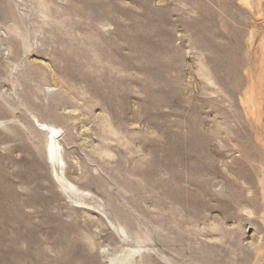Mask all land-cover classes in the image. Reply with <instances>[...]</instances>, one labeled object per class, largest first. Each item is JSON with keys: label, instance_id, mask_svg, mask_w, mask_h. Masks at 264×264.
Wrapping results in <instances>:
<instances>
[{"label": "rangeland", "instance_id": "374dc122", "mask_svg": "<svg viewBox=\"0 0 264 264\" xmlns=\"http://www.w3.org/2000/svg\"><path fill=\"white\" fill-rule=\"evenodd\" d=\"M112 261L264 264V0H0V264Z\"/></svg>", "mask_w": 264, "mask_h": 264}, {"label": "bare ground", "instance_id": "6f19581e", "mask_svg": "<svg viewBox=\"0 0 264 264\" xmlns=\"http://www.w3.org/2000/svg\"><path fill=\"white\" fill-rule=\"evenodd\" d=\"M49 143H51V142H49ZM50 147L52 148V145H50ZM113 263V261L112 262H109V264H112Z\"/></svg>", "mask_w": 264, "mask_h": 264}]
</instances>
